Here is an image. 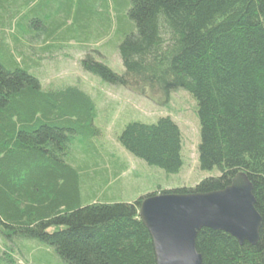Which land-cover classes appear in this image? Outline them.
<instances>
[{
	"label": "trees",
	"instance_id": "obj_1",
	"mask_svg": "<svg viewBox=\"0 0 264 264\" xmlns=\"http://www.w3.org/2000/svg\"><path fill=\"white\" fill-rule=\"evenodd\" d=\"M112 1L124 6L117 16L121 75L88 48L114 32L108 0H80L77 12L73 0L61 7L59 0H0V233L37 240L64 264H156L139 217L142 201L221 191L243 173L262 218L258 243L240 245L205 228L197 251L203 264H264V0ZM82 35L89 41L81 49L90 52L81 61L84 71L158 105L178 89L191 95L200 122V169H217L219 177L132 203L83 204V172L108 173L101 163L110 158L86 140L94 158L75 163V139L101 134L96 105L77 86L43 88L40 62L32 58L34 45L43 46L42 54ZM117 141L167 174L184 165L182 134L169 116L155 124L130 122Z\"/></svg>",
	"mask_w": 264,
	"mask_h": 264
},
{
	"label": "rangeland",
	"instance_id": "obj_2",
	"mask_svg": "<svg viewBox=\"0 0 264 264\" xmlns=\"http://www.w3.org/2000/svg\"><path fill=\"white\" fill-rule=\"evenodd\" d=\"M63 1L66 0H59L60 7ZM79 1L73 0L77 5L75 12L78 10ZM108 1L111 5L114 32L107 40L101 39L92 43L88 48L91 49V55L95 54L96 60L103 62L116 74L121 75L124 68L116 47L121 38L120 34L117 35L118 29H121V23L117 16H123L124 6L117 7L113 5L112 0ZM72 23L73 20L69 21L68 26ZM80 29L83 27L81 26ZM61 35L65 33L61 32ZM83 35L77 36L73 41L64 42L62 39L61 42L64 43L62 46L55 45L54 47L53 45L50 50L41 52L42 54L39 53L42 45L32 47L37 51L34 52L32 58L40 62L36 75L41 77L43 88L63 85L77 86L85 91L96 105L97 116L94 123L101 134L99 137L84 139L77 137L75 139L74 154L80 156V160L76 157L75 163L80 166L83 163L86 165L91 163L87 158L94 154L87 147L86 140L106 151L110 158L104 164L101 163L104 167L107 164L108 173L99 175L93 170L83 172L81 186L83 204L88 205L94 201L132 203L154 192L194 188L207 178L219 177L220 172L217 169L211 171L200 169L198 155L200 122L197 105L191 95L183 89H178L171 94L168 102L158 105L148 98L132 93L123 87L106 83L99 76L84 71L81 61L90 52L81 49L84 43L87 44L89 41V38ZM166 116L176 122L182 134L184 165L175 175L147 165L127 152L117 141V136L128 123L155 124L159 118ZM0 229L3 228L0 227ZM0 250L3 252L0 255V264H64L55 250L37 240H19L17 237L0 233Z\"/></svg>",
	"mask_w": 264,
	"mask_h": 264
},
{
	"label": "water",
	"instance_id": "obj_3",
	"mask_svg": "<svg viewBox=\"0 0 264 264\" xmlns=\"http://www.w3.org/2000/svg\"><path fill=\"white\" fill-rule=\"evenodd\" d=\"M139 217L151 235L156 264H203L196 244L202 229L255 246L262 227L253 185L243 173L221 191L148 196Z\"/></svg>",
	"mask_w": 264,
	"mask_h": 264
}]
</instances>
